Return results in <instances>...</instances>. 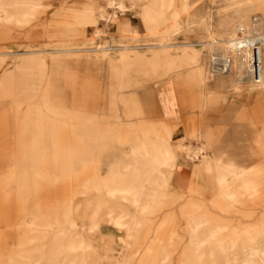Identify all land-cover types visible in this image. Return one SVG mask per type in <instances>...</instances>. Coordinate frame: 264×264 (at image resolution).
<instances>
[{"label":"rangeland","instance_id":"1","mask_svg":"<svg viewBox=\"0 0 264 264\" xmlns=\"http://www.w3.org/2000/svg\"><path fill=\"white\" fill-rule=\"evenodd\" d=\"M158 1L0 0V264H264V93L226 49L239 28L256 31L254 16L264 31V0H169L172 24L148 37L141 11ZM64 30L77 44L55 47ZM215 49L230 73L209 74ZM121 50L167 64L135 90L146 134L113 118L131 112L120 68L87 63ZM38 56L43 82L57 74L45 101L26 67ZM81 106L103 123L61 121Z\"/></svg>","mask_w":264,"mask_h":264},{"label":"crops","instance_id":"2","mask_svg":"<svg viewBox=\"0 0 264 264\" xmlns=\"http://www.w3.org/2000/svg\"><path fill=\"white\" fill-rule=\"evenodd\" d=\"M92 12V9L89 11V13ZM88 13V15H89ZM93 19L89 18L88 22L90 23ZM116 25V30L118 31L119 29V22L118 20H114L113 22ZM129 24H132L129 22ZM109 29L107 28V31ZM72 32L71 30H64ZM103 32L97 31L96 32V38H101ZM146 36H143V38ZM149 37V36H148ZM127 40L132 42H135L138 40L137 37H135V34H131L127 37ZM76 37H74L73 34L70 35V37H65V38H58V41L55 42L54 46L57 47H66V46H72L73 44H77V41H75ZM99 49V47H98ZM156 59L154 60H147L144 59L141 55L135 54L133 51L131 52H124L121 50L120 53L117 55L114 54L111 56L109 53H101L98 55H94L91 57L90 60L87 61V63H90L91 65H104L105 68H108L110 71H113L116 73L117 69L120 68L121 72L123 73L122 80L118 86L119 89H130L128 94H125L121 97H119L120 105L125 106L126 110H131L130 113H126V117L128 118L126 122H122L121 119H119L118 115H114L113 118L114 120L118 121L122 125L126 124H131L132 126L135 127L133 130L134 133H148L150 129V125L152 121L147 117L146 112L143 109V103L137 97L135 94V90L139 87L142 86L143 82L141 80V77L144 76H150L154 75L155 77L158 75V78L161 77H166L168 76V69H167V64H163V59L159 57H154ZM159 58V59H158ZM45 60L44 57L38 56L35 57L33 61H29L26 63V67L32 66L34 64L36 66V71L39 73L40 76V92H41V98L45 101V92L47 90L52 89L53 85L56 83V71L51 72L48 81H44L45 75L48 72V70H41V63L42 61ZM54 66H57L56 59H53ZM157 78V77H156ZM206 78H209V76H206ZM204 79V77H203ZM115 87V86H114ZM46 90V91H45ZM254 95L259 97L261 94L264 93V52H263V84L261 87H255L253 89ZM60 95L55 96L56 99H61L59 98ZM114 97V96H112ZM113 104L114 100H108ZM108 102V103H109ZM67 103V101H66ZM68 104V103H67ZM72 107V106H71ZM78 108V107H77ZM76 113H68L66 115H63L61 118V121L63 122H75V123H85L87 126H91L94 123H103L102 118L100 115L93 112H88L84 113V108L81 106L78 108ZM94 130L89 128L86 131V134L88 135H93ZM183 133L182 128H179V126L172 132V138L181 136ZM163 135H165L163 133ZM168 135H165L163 138H160L158 140H155V142H167L168 141ZM137 140L130 141L127 140L124 144L123 149L126 150L128 149L127 146L131 144H136ZM146 143V142H144ZM136 148L133 147L132 150H135ZM130 156V154H128Z\"/></svg>","mask_w":264,"mask_h":264},{"label":"built area","instance_id":"3","mask_svg":"<svg viewBox=\"0 0 264 264\" xmlns=\"http://www.w3.org/2000/svg\"><path fill=\"white\" fill-rule=\"evenodd\" d=\"M256 31L252 34H244L238 30V36L234 40V51L243 66L242 79L248 85H258L262 78V48L264 43V31L258 16L252 18ZM209 74L225 75L230 73L233 67V59L220 49H215L208 55Z\"/></svg>","mask_w":264,"mask_h":264},{"label":"bare ground","instance_id":"4","mask_svg":"<svg viewBox=\"0 0 264 264\" xmlns=\"http://www.w3.org/2000/svg\"><path fill=\"white\" fill-rule=\"evenodd\" d=\"M139 2H143V0H137ZM152 4V3H151ZM169 6V0H159L158 2L156 3H153L152 5H146L145 7L142 8V11H141V20H143V23L145 24V32H146V36H153L155 35L157 32H158V29H160L161 27H164V26H168V25H171V24H168L169 23V20L166 19L165 17V13H166V10ZM244 10V9H243ZM241 11V10H240ZM245 11V10H244ZM247 12V11H246ZM245 12V13H246ZM91 13V12H90ZM237 13V12H236ZM244 14V13H243ZM241 22V21H240ZM239 23V22H238ZM240 30V28L238 29ZM243 30V29H242ZM244 32V31H243ZM73 34L72 32H69V31H66L60 38H65V37H70V35ZM133 34H136V33H133ZM245 34V33H244ZM238 34L235 35V36H231L228 41H227V46H226V49L227 50H230L231 52H235L234 51V40L237 38ZM136 37V36H135ZM159 39V38H158ZM132 41V40H131ZM136 42V41H135ZM160 47H162V44L159 45ZM99 48H101V46H99ZM229 51V52H230ZM263 52H264V43H263V48H262V78H261V82L258 84V85H252V86H257L258 88L262 86L263 84ZM231 56V55H230ZM235 59L237 58L236 56V53L234 55ZM237 60V59H236ZM93 115H95L93 113ZM140 146V145H139ZM191 149V148H189ZM188 149V150H189ZM195 149V148H194ZM198 150V149H197ZM159 151L161 152L162 156L160 157L161 158V161L164 162L165 161V158L167 157L168 159H171V152H170V149L168 147H165L163 145L162 148L159 149ZM196 151V149H195ZM131 153V152H130ZM203 153V152H202ZM132 154V153H131ZM191 155V154H190ZM173 159V158H172ZM159 162V160H158ZM161 162V163H162ZM172 164V163H171ZM159 165H161L159 163ZM165 165V164H164ZM110 168V167H109ZM158 169V168H157ZM246 171H244L245 173ZM246 174V173H245ZM112 175V174H111ZM108 176V175H107ZM111 178V177H110ZM141 178V177H140ZM23 186H22V192H21V195H22V198H25L26 195H27V190H28V186L26 185L27 182H29V176H28V173L27 171L23 170L21 172V177L19 179ZM115 182V181H114ZM33 219V217L31 216V220Z\"/></svg>","mask_w":264,"mask_h":264}]
</instances>
